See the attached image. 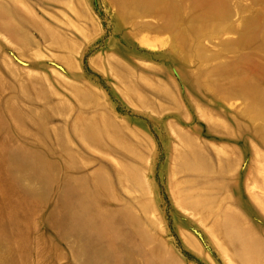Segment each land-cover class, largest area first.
Returning a JSON list of instances; mask_svg holds the SVG:
<instances>
[{
  "label": "rangeland",
  "instance_id": "rangeland-1",
  "mask_svg": "<svg viewBox=\"0 0 264 264\" xmlns=\"http://www.w3.org/2000/svg\"><path fill=\"white\" fill-rule=\"evenodd\" d=\"M256 17L0 0V264H264Z\"/></svg>",
  "mask_w": 264,
  "mask_h": 264
},
{
  "label": "crops",
  "instance_id": "crops-1",
  "mask_svg": "<svg viewBox=\"0 0 264 264\" xmlns=\"http://www.w3.org/2000/svg\"><path fill=\"white\" fill-rule=\"evenodd\" d=\"M250 2V7L252 9V21H256V12H259L261 16V23H264V0H248Z\"/></svg>",
  "mask_w": 264,
  "mask_h": 264
},
{
  "label": "bare ground",
  "instance_id": "bare-ground-1",
  "mask_svg": "<svg viewBox=\"0 0 264 264\" xmlns=\"http://www.w3.org/2000/svg\"><path fill=\"white\" fill-rule=\"evenodd\" d=\"M3 199V198H2Z\"/></svg>",
  "mask_w": 264,
  "mask_h": 264
}]
</instances>
